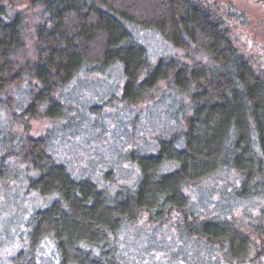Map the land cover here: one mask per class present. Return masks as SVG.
<instances>
[{"label": "trees", "instance_id": "trees-1", "mask_svg": "<svg viewBox=\"0 0 264 264\" xmlns=\"http://www.w3.org/2000/svg\"><path fill=\"white\" fill-rule=\"evenodd\" d=\"M5 1L0 0V94L6 91L9 97L14 86L27 92L21 122L39 113L64 116L59 88L83 74L113 68L122 70V96L128 102L160 90L183 102L175 111L181 128L157 137L154 151H131L138 179L114 192L87 177H73L45 143L29 140L24 158L37 174L33 184L55 200L35 214L31 244L16 264H38L33 250L42 240L54 245L57 264H125L114 238L118 231L143 215L157 222L173 211L184 213L191 205L188 189L225 171L237 179L234 194L264 200V69L239 50L226 22L207 2L29 0L40 9L41 21L34 58L26 60L24 17L9 14ZM125 23L156 29L175 47L202 49L207 58L192 67L167 58L150 63L147 48ZM10 106L0 101V108ZM14 114L9 120L17 123ZM3 158L0 182L9 179ZM185 230L218 248L217 264L218 255L230 264L248 262L251 241L232 223L192 218Z\"/></svg>", "mask_w": 264, "mask_h": 264}, {"label": "rangeland", "instance_id": "rangeland-1", "mask_svg": "<svg viewBox=\"0 0 264 264\" xmlns=\"http://www.w3.org/2000/svg\"><path fill=\"white\" fill-rule=\"evenodd\" d=\"M201 1L222 16L239 50L264 69V2ZM4 4L9 14L20 12L24 17L23 54L26 60L34 58L32 47L35 28L41 21L40 9L29 0H6ZM125 24L147 48L150 63L167 58L192 67L207 58L202 49L175 47L156 29ZM123 83L122 70L117 68L105 74H83L56 93L64 116L39 113L22 122L18 115L28 104L27 92L14 86L7 93L9 97L4 95L6 91L0 94L4 99L0 101L11 103L8 111L0 108V161L3 156L1 163L9 173V179L0 182V264H16L20 252L31 244L35 214L55 200V195H45L33 184L37 174L24 158L29 140L45 143L55 161L73 177H87L114 192L138 179L139 170L129 159L131 151H154L157 137L181 128L182 120L175 115L182 102L180 96L160 90L128 102L122 96ZM11 113H15L17 123L10 122ZM236 182L232 171L222 172L188 189L191 205L184 213L173 211L157 222L143 215L135 224L123 227L114 238L124 263L217 264L218 248L185 230L192 218L214 217L232 223L249 237L251 250L246 259L253 260L245 264H264V200L240 198L233 193ZM33 253L38 264L58 262L49 240L36 243ZM218 264L230 263L218 255Z\"/></svg>", "mask_w": 264, "mask_h": 264}]
</instances>
